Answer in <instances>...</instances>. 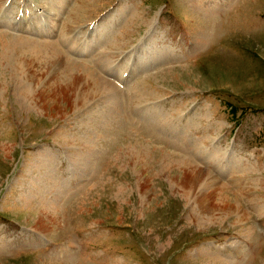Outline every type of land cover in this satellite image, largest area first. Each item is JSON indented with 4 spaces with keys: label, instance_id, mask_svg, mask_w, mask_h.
I'll return each instance as SVG.
<instances>
[{
    "label": "rangeland",
    "instance_id": "obj_1",
    "mask_svg": "<svg viewBox=\"0 0 264 264\" xmlns=\"http://www.w3.org/2000/svg\"><path fill=\"white\" fill-rule=\"evenodd\" d=\"M55 1L0 0V264H264V0Z\"/></svg>",
    "mask_w": 264,
    "mask_h": 264
},
{
    "label": "bare ground",
    "instance_id": "obj_2",
    "mask_svg": "<svg viewBox=\"0 0 264 264\" xmlns=\"http://www.w3.org/2000/svg\"><path fill=\"white\" fill-rule=\"evenodd\" d=\"M59 0L55 1V5H57ZM65 1L66 4V8L68 9L69 6L66 3L67 1ZM60 4V3H59ZM50 8V7H48ZM54 12H51V17L50 20H53L52 22H54L56 24L57 27V21L59 22H64L63 20V10L61 11V13L59 12V10L56 12L55 11V7H53ZM47 11V10H46ZM45 11V12H46ZM55 15L57 17H55ZM62 15V17H61ZM42 20V19H41ZM54 24V25H55ZM33 26V27H32ZM34 23L29 24L28 27H31L32 29L35 28L34 27ZM51 28V27H50ZM34 30V29H33ZM47 30V29H46ZM55 30V29H54ZM53 30V31H54ZM89 37H92V35L90 34L88 37H85L84 39H88ZM104 38V37H103ZM67 41V40H66ZM70 41V40H69ZM99 41V40H98ZM90 43V42H89ZM6 46V45H5ZM20 50L19 51H15L13 50V46H11V48L7 51L8 52V57L5 59L7 62L6 64L10 63L11 59L15 62V67L17 66L18 68V76H20L21 73H23L25 75V72L28 74L27 78H26V82L25 83H29V85L31 86L32 84H36L37 82L41 81L40 77L44 76V74H48L47 72H49V75L47 76V78L45 80L51 79L54 82L56 81V83L53 84V90H52V96H54V94L57 91V88L59 86L58 84V80L62 78V76L65 77H71L72 79L74 78V80H76L77 82V87L79 85V88L77 89V91H75V95L79 96L80 98L77 99V101H88L89 99L92 98H97L98 96H101L103 93L106 94V92H108L110 90V85L107 82H104L102 80H99L95 77H93L94 75L90 72L84 71V75L80 74V76H76L73 75L72 73H70L69 67L66 66L64 67L63 65H59V60L57 61H53L51 60L54 56L52 54H54L49 48H44V47H38L35 45H31L28 43H20ZM57 48V47H56ZM13 52H16V57H13ZM81 52V51H80ZM142 52V51H141ZM12 54V55H11ZM135 60V59H134ZM52 62V63H51ZM150 62V60H149ZM124 63V62H123ZM148 63V62H147ZM54 64V65H53ZM149 64V63H148ZM147 64V65H148ZM125 65V64H124ZM55 66V67H54ZM21 67V69H20ZM45 67V68H43ZM58 67V68H56ZM125 67V66H124ZM122 67V68H124ZM121 68V69H122ZM83 69V68H82ZM129 69V64L127 63V69L124 72V74H126V72ZM121 71V70H120ZM122 72V71H121ZM132 72V71H131ZM36 73H41L40 76H36ZM133 73V72H132ZM124 74L121 78L120 81H117L118 83L122 84V79L124 77ZM134 74V73H133ZM131 75V74H130ZM97 77V76H96ZM131 77V76H130ZM40 79V80H39ZM65 79V78H64ZM132 79V78H131ZM43 82V81H42ZM73 85V84H72ZM71 85V86H72ZM74 86L76 87V84H74ZM73 86V87H74ZM123 86V84H122ZM132 86V85H131ZM113 88V87H112ZM136 88V87H135ZM134 88V89H135ZM30 94L32 93V90H29ZM80 91V92H78ZM111 91V90H110ZM109 91V93H110ZM113 91V90H112ZM29 94V96H30ZM111 96V95H110ZM101 98V97H100ZM104 101V100H103ZM109 102H111V99L109 100ZM106 104V102H105ZM152 121V120H151ZM154 122V121H152ZM157 124V123H156ZM158 125V124H157ZM160 127V126H159ZM167 127V126H164ZM198 151H200V153H205L207 151H203L202 149H200L199 147ZM216 150V149H214ZM217 151V150H216ZM226 154L222 155V157L224 158V160L226 159ZM219 155V152H218ZM219 157V156H218ZM210 158V157H209ZM229 158V157H228ZM235 163V162H234ZM237 167V169H242L243 167L240 166H235ZM193 170V169H192ZM193 172V171H192ZM205 172V171H204ZM196 173V172H195ZM190 175V174H189ZM194 175V174H193ZM205 177H208V175H206L205 173L203 174H199V175H195L194 176V180L191 181L194 186L197 185H205V187H208L210 185L209 182H206ZM193 186V187H194ZM218 188V187H217ZM221 191V190H220ZM217 192V191H216ZM219 192V191H218ZM220 193V192H219ZM222 193V192H221ZM208 194V193H207ZM213 194V193H212ZM204 195V194H203ZM211 195V194H210ZM221 194H219L220 196ZM216 197V196H215ZM221 197V196H220ZM240 210V208H238ZM236 209V210H238ZM55 221V220H54ZM52 223V222H50ZM56 224V223H55ZM46 230V229H45Z\"/></svg>",
    "mask_w": 264,
    "mask_h": 264
}]
</instances>
